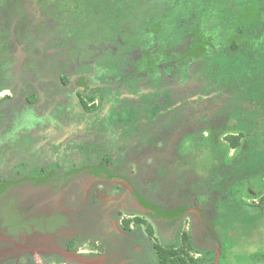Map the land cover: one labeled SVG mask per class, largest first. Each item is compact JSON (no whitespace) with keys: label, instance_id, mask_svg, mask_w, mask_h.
<instances>
[{"label":"flooded vegetation","instance_id":"obj_1","mask_svg":"<svg viewBox=\"0 0 264 264\" xmlns=\"http://www.w3.org/2000/svg\"><path fill=\"white\" fill-rule=\"evenodd\" d=\"M262 53L264 0H0V264H71L64 252L94 240L104 254L93 264L138 262L151 249L156 264L159 253L189 264L172 247L182 224L164 223L161 203L171 219L189 214L190 249L208 255L193 227L208 224V208L221 212L191 192L185 143L236 151L254 142L258 104L251 99L249 124L237 109L225 114L242 85L214 78L213 60ZM241 134L231 147L227 138ZM54 201L57 214L41 208ZM76 207L82 226L68 216ZM31 226H64L62 241L75 232L57 254L17 251ZM132 248L139 258H129Z\"/></svg>","mask_w":264,"mask_h":264},{"label":"rangeland","instance_id":"obj_2","mask_svg":"<svg viewBox=\"0 0 264 264\" xmlns=\"http://www.w3.org/2000/svg\"><path fill=\"white\" fill-rule=\"evenodd\" d=\"M258 118L260 120L259 123L254 125L256 143H254L255 139L254 142H251L244 138L236 151L227 148V144H224L222 141L217 145H212L210 142L200 144H193L194 142L185 143L193 151L189 153L190 162L185 174V178L191 180V192L194 195L198 194L199 199H202L203 202L206 201V204L213 209L215 208L217 213L221 212L216 217L212 213V209L208 208L209 212L207 213L206 221L208 224L204 225L202 223L197 228L193 227V231L197 230L194 236L199 241L196 242V248L202 250L199 246L202 245L203 239H205L206 248L209 253H207L208 255L201 253L202 257L208 260V262L203 260L196 263V259L201 257V255L190 249L191 232L189 231V214L183 209L180 211L176 210L180 212V215L178 214L177 219H171L174 214L169 213V204H160V209L162 210L160 213L162 214L159 217L165 219L163 220L164 223H167L169 227H172L176 222L182 224L180 235L184 233L183 238L179 235L176 240L177 245H173L172 247H178L181 250V256L189 264H264V116L260 115ZM238 128L234 131L235 133L243 132L242 127L238 126ZM259 143L262 144L261 147H259ZM233 161L236 162L239 169L233 165ZM217 166L219 168L215 169ZM183 172L185 173V171ZM197 180L201 181L204 186L199 187ZM220 184H222L221 188L216 189ZM225 187L228 193L225 192L224 196L220 197L219 193L223 192ZM209 198H211V201H209ZM219 198L222 201L217 203ZM43 200L41 199V205H43ZM69 201H72V198ZM55 202L51 205L53 209L48 207L52 211H49L45 207L41 208L49 213L51 212V214H57L59 205L57 202L54 204ZM32 203L33 201H30V205ZM45 203L47 205V201ZM25 205L27 208L29 207V203L26 201ZM34 206L38 205L34 203ZM142 207L146 209V207ZM70 208H68V216L70 217L73 214L75 224L82 226L84 222L81 220L83 218L81 210L77 211L78 207H76L70 212ZM31 210L34 215V212H37L39 208L34 210L31 207ZM24 211L27 212V210ZM5 217L7 218V216ZM144 219H147L146 221L150 225L153 222L151 217L147 215H145ZM8 220L12 224L19 221L17 215H14L13 218L12 215L9 216ZM3 222L8 223L4 219ZM107 225L111 228L110 222ZM0 227H3L1 220ZM63 229L64 226L56 230L50 228L44 233L40 227L34 226L32 228L31 226V233L34 234L31 235L28 244L26 242V245H16L17 251L22 247L46 253V251L50 250L49 247L52 246L55 249L53 251L57 254L60 249L58 247L62 246V242L74 236L75 232L73 230L71 234L66 235L67 239L62 241L63 237H60V235L65 234ZM19 230L20 232L17 234L22 237L27 231V227L25 224H22ZM19 230L15 229V232ZM25 236L27 235L25 234ZM58 238L59 240H57ZM53 239L55 240L56 248L54 243L47 245V242ZM157 241L160 242L159 240ZM128 245H132V242L126 243L125 246L128 247ZM64 254L66 259L72 262L71 264L100 263L102 261L100 258L104 254V245L101 241L94 240L93 242L80 245L79 253H73L76 255L66 251ZM140 255L137 248H132L128 253L131 259H135V257L139 258ZM74 256L79 257L80 260L73 259ZM36 259L38 261L41 260L39 258ZM191 259L195 261L193 262ZM140 260L142 259L140 258ZM148 262L146 264H150Z\"/></svg>","mask_w":264,"mask_h":264},{"label":"trees","instance_id":"obj_3","mask_svg":"<svg viewBox=\"0 0 264 264\" xmlns=\"http://www.w3.org/2000/svg\"><path fill=\"white\" fill-rule=\"evenodd\" d=\"M213 62V67L217 70L219 69L215 72V74H212L214 78L222 72L225 77V83L230 81L232 84V82L239 77L242 85V91L239 97L240 102L237 105L230 102L226 106L225 114L229 113V110L233 111V109H237V111H239V115L246 119V122L249 124L251 99L253 98L255 99L256 104H258L257 115L255 117V122L258 124L260 121L258 117H260V115L264 116V53L261 55L257 54V56L253 58L243 54L239 57H219L218 59L214 58ZM243 118L242 121L244 122ZM242 138L243 135L241 134L238 137H228L227 140L230 142L231 147L236 148ZM137 226L139 228L141 227L139 223H137ZM155 252L156 249L154 253ZM153 255V250L151 249L149 255L146 253L144 256L140 257L142 260H138V262L140 261V264L142 262L146 264L148 260V263H154L152 262ZM159 257V264H179L177 262L170 261L171 258L175 257L172 253H170V255L159 253ZM138 262H130V264H139Z\"/></svg>","mask_w":264,"mask_h":264},{"label":"water","instance_id":"obj_4","mask_svg":"<svg viewBox=\"0 0 264 264\" xmlns=\"http://www.w3.org/2000/svg\"><path fill=\"white\" fill-rule=\"evenodd\" d=\"M73 254V253H72ZM73 255H76V254H73ZM73 259H76V260H80V258L79 257H77V256H74V258Z\"/></svg>","mask_w":264,"mask_h":264}]
</instances>
